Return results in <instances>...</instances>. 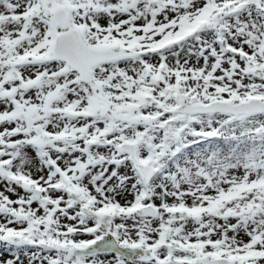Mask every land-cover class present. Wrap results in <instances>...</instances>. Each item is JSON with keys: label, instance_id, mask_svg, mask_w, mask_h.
Instances as JSON below:
<instances>
[{"label": "snow or ice", "instance_id": "obj_1", "mask_svg": "<svg viewBox=\"0 0 264 264\" xmlns=\"http://www.w3.org/2000/svg\"><path fill=\"white\" fill-rule=\"evenodd\" d=\"M0 264H264V0H0Z\"/></svg>", "mask_w": 264, "mask_h": 264}]
</instances>
